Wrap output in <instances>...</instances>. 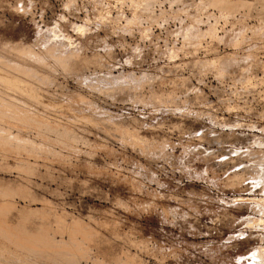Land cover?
I'll list each match as a JSON object with an SVG mask.
<instances>
[{
    "label": "rangeland",
    "instance_id": "obj_1",
    "mask_svg": "<svg viewBox=\"0 0 264 264\" xmlns=\"http://www.w3.org/2000/svg\"><path fill=\"white\" fill-rule=\"evenodd\" d=\"M2 103L0 264H264V0H0Z\"/></svg>",
    "mask_w": 264,
    "mask_h": 264
},
{
    "label": "bare ground",
    "instance_id": "obj_2",
    "mask_svg": "<svg viewBox=\"0 0 264 264\" xmlns=\"http://www.w3.org/2000/svg\"><path fill=\"white\" fill-rule=\"evenodd\" d=\"M79 32H80V30H79ZM28 87H30V86H28ZM31 88V87H30ZM32 89V88H31ZM34 91V90H33ZM35 92V91H34ZM35 96H37L36 94H35ZM8 104V103H7ZM16 105V104H15ZM0 106H3V103H2V105H0ZM5 106V105H4ZM17 107V106H16ZM15 107V108H16ZM19 107V106H18ZM2 108V107H1ZM19 109V108H18ZM15 110V109H14ZM19 113V112H18ZM0 114L3 116V114H4V112L2 111V110H0ZM8 115V114H7ZM19 116V115H18ZM5 117V116H4ZM3 118V117H2ZM9 118V117H8ZM16 118V117H15ZM4 119V118H3ZM37 120V119H36ZM1 121H3V120H1ZM22 121V120H21ZM24 121L26 122V123H36V122H34L32 119H30V118H26V119H24ZM1 123V122H0ZM28 127V126H27ZM5 130V129H4ZM60 131V130H59ZM4 133V132H3ZM6 133V132H5ZM5 141V140H4ZM3 141V142H4ZM7 141V140H6ZM2 142V141H1ZM15 142V141H14ZM2 228V227H1ZM20 229V228H19ZM41 231V230H40ZM1 232L4 234V236H8V232L7 231H5L3 228H2V230H1ZM77 235V234H76ZM50 237H51V235H50ZM50 240V238H48V241ZM78 240V239H77ZM81 242H82V240H81ZM67 243H74L75 245L78 243V242H76V239L75 238H69L68 239V241H67ZM79 243H80V241H79ZM19 244L22 246V247H24V248H26V249H28V250H30V252L32 251V252H34V253H37V254H41V255H45V256H47V257H49L52 261H59V262H61L62 264H80V255L79 254H76V255H74V254H70L71 252V249H72V247H68V248H53L52 250H46V249H43V248H41V247H34V246H32V245H30L29 243H27L26 241H23V240H20L19 241ZM66 244V243H65ZM72 244L70 245V246H72ZM68 246V245H67ZM75 247V246H74ZM27 250V251H28ZM90 257V256H89ZM90 259V261H91V258H89ZM50 261V260H49ZM51 261V262H52ZM57 264V263H56ZM82 264V263H81Z\"/></svg>",
    "mask_w": 264,
    "mask_h": 264
}]
</instances>
